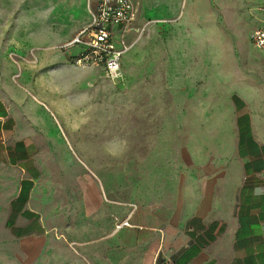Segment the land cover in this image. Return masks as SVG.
<instances>
[{"label": "crops", "instance_id": "1", "mask_svg": "<svg viewBox=\"0 0 264 264\" xmlns=\"http://www.w3.org/2000/svg\"><path fill=\"white\" fill-rule=\"evenodd\" d=\"M176 1L132 0L133 27L176 15ZM260 2L247 16L253 29L264 27ZM185 18L195 36L212 43L211 74L203 76L208 96L199 102L195 135L188 127L182 133L183 156L174 157L171 147L158 152L165 160L159 181L126 187L118 178H93L87 163L83 169L62 163L64 153L49 133L50 146L39 141L45 135L37 115L0 98V264H264V87L213 66L212 50L223 37L208 0H190ZM184 26L175 25L171 37ZM220 107L223 117L214 114ZM152 138L144 132L133 146L149 171ZM124 221L128 226L117 229Z\"/></svg>", "mask_w": 264, "mask_h": 264}, {"label": "rangeland", "instance_id": "2", "mask_svg": "<svg viewBox=\"0 0 264 264\" xmlns=\"http://www.w3.org/2000/svg\"><path fill=\"white\" fill-rule=\"evenodd\" d=\"M176 2V15L142 19L128 41L122 79L111 82L101 69L77 66L67 58L69 50L78 52L74 47L59 48L88 22L86 0H0V98L37 115L43 128L38 130L49 133L65 154L62 163L82 169L87 163L93 178H118L126 187L159 181L165 160L158 152L171 147L178 154L174 157L183 156L184 147L178 143L186 127L192 137L199 129L194 118L201 112L200 100L208 96L203 76L211 74L212 43L193 34L191 21L185 18L190 0ZM208 3L215 9L223 37L220 53L216 54V46L212 50L213 66L225 73L232 68L235 78L264 87V54L248 42L254 26L247 19L263 4L260 0ZM182 21V33L172 38L174 26ZM47 54H60L61 60L44 61ZM176 100L186 107L163 106ZM219 109L214 114L225 116L224 108ZM184 117L187 125L182 124ZM144 132L153 136L149 147L156 154L150 158L151 171L133 153ZM39 141L50 146L46 135Z\"/></svg>", "mask_w": 264, "mask_h": 264}, {"label": "built area", "instance_id": "3", "mask_svg": "<svg viewBox=\"0 0 264 264\" xmlns=\"http://www.w3.org/2000/svg\"><path fill=\"white\" fill-rule=\"evenodd\" d=\"M88 23L60 49L78 50L71 61L82 67L101 68L111 82L122 79V59L128 49L127 34L133 27L135 9L132 0H87ZM145 27L140 29L144 31ZM250 44L264 53V27L249 33ZM128 226L126 221L117 229Z\"/></svg>", "mask_w": 264, "mask_h": 264}, {"label": "bare ground", "instance_id": "4", "mask_svg": "<svg viewBox=\"0 0 264 264\" xmlns=\"http://www.w3.org/2000/svg\"><path fill=\"white\" fill-rule=\"evenodd\" d=\"M214 104V103H213ZM222 106V105H221ZM216 121V120H215ZM224 122V121H223ZM217 148V147H216Z\"/></svg>", "mask_w": 264, "mask_h": 264}]
</instances>
